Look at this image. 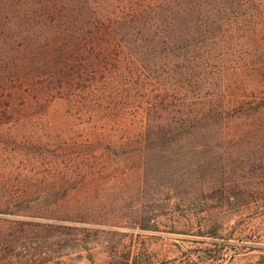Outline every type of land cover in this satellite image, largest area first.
Masks as SVG:
<instances>
[{"label": "rangeland", "instance_id": "1", "mask_svg": "<svg viewBox=\"0 0 264 264\" xmlns=\"http://www.w3.org/2000/svg\"><path fill=\"white\" fill-rule=\"evenodd\" d=\"M53 1L63 6L64 27L44 35L65 47V55L56 52L63 57L58 72L39 65L40 47L36 65L29 61L23 37L33 35L26 28L12 29L20 37L13 49H0V237L48 219L50 206L79 218L99 216L83 210L98 205L110 209L100 215L139 217L151 226H122L98 238L93 232L88 249L71 255L75 264H108L112 257L134 264H255L264 247V59L241 62L242 47L234 44L219 66L206 69L211 82L184 84L195 93L218 89L222 111L216 129L185 140L192 151L179 165L176 145L161 137L176 113L160 98L161 82L170 89L173 73H147L120 41L142 47L145 57L171 46L127 27L123 0ZM246 188L258 204L238 200ZM9 189L34 192L22 200L9 197ZM9 251L0 246V253Z\"/></svg>", "mask_w": 264, "mask_h": 264}, {"label": "trees", "instance_id": "2", "mask_svg": "<svg viewBox=\"0 0 264 264\" xmlns=\"http://www.w3.org/2000/svg\"><path fill=\"white\" fill-rule=\"evenodd\" d=\"M123 1V7L128 11V18L123 19V21L126 20L127 27L134 29L139 26L143 38H148L151 42L156 41L155 43L157 39L162 38L167 46H171L166 53L156 50L155 57L153 55L145 57L142 47L120 41L122 50H128L133 62L138 66H143L147 73H173L166 79L171 83L170 89L167 83L161 82L163 91L160 93V98L162 105L173 104L174 106H170V109L171 107L176 108V113L172 116L173 123H167L170 126L167 130L161 131V137L165 143L176 145L177 163L182 165L181 160L186 158L185 152L192 151V147H187L185 140H191L192 135L199 133L197 130L202 132L207 129H216L215 124L218 123L222 111L218 101V89L213 87L214 89L205 93L202 89H197L195 93L192 90L183 89L184 84L193 82V80L199 83L211 82L209 75H206V69L216 68L219 64V57L230 51L234 44L242 47L241 62L251 56L254 60L264 59V0ZM116 22L120 23L118 19ZM61 27H64L63 6L57 1L0 0V49L5 50L8 47L13 49V41L20 37L18 33L15 37L12 29L18 31L26 28L33 35L23 37L25 46H28L29 61L35 64L38 60L35 55L36 50L40 47L39 52L44 53V61L39 65L48 67L51 73L59 71L55 67L57 61L62 62L63 57L58 58L56 52L62 54L64 52L63 55H65V47H63V42L55 47L54 44L58 42V37L50 34L45 38L44 34L57 32ZM8 30L9 33H7ZM124 31L125 28L121 32L126 36ZM53 37L56 41L52 40ZM12 38L15 39L11 40ZM98 38V33L95 32L93 46ZM76 48L78 50L79 47ZM119 55L120 51H118L117 58ZM93 56L96 58V55L93 54ZM99 64L104 65V68L110 66L107 61H99ZM157 66L159 69L156 70ZM108 70L111 71L112 67ZM117 70L113 68V71L117 72ZM12 71L14 72V67L11 66L8 72ZM213 84L217 83L214 81ZM180 91L183 93L180 94ZM206 93L208 95H205ZM157 102L159 101H156L153 106H156ZM150 116L151 113L147 116V122L151 121ZM158 125L160 126L161 123ZM258 128L261 129L263 126L260 124ZM164 133L167 136L173 133L175 137L163 138ZM157 137L158 135L154 139L157 140ZM6 192L9 197L24 200L34 191L9 189ZM254 193L253 190L246 188L239 193L241 199L238 198V200L245 201V206L258 204L259 200ZM57 209L58 205L50 206L48 210L51 215L48 219L43 222L31 221L22 224L19 234L11 232L0 237V246L10 247L9 252L0 253V264H75L71 255L74 252L88 249V243L93 241V232L95 238H98L101 232L121 230L122 226L131 230H145L151 226L150 220L139 217L122 219L100 215V213L106 214L110 211L109 207L104 206L85 205L84 211H93L99 216L79 218L62 217L59 213H55ZM261 249L262 253L255 264H264V247ZM76 257L83 256L79 253ZM108 264L134 263L130 258L112 257Z\"/></svg>", "mask_w": 264, "mask_h": 264}]
</instances>
